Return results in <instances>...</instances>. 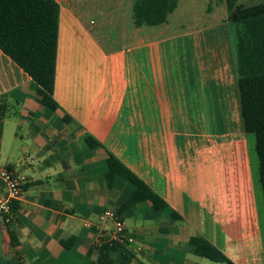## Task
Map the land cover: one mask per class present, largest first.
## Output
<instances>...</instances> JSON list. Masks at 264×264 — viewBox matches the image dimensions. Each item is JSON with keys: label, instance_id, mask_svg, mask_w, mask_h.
<instances>
[{"label": "crops", "instance_id": "crops-1", "mask_svg": "<svg viewBox=\"0 0 264 264\" xmlns=\"http://www.w3.org/2000/svg\"><path fill=\"white\" fill-rule=\"evenodd\" d=\"M55 1L57 110L0 50V166L25 179L18 209L9 221L0 216V264H99L97 234L85 224L135 190L121 177L107 187V152L167 204L155 211L146 201L122 215L138 242L127 247L131 264H218L193 254L197 239L235 264H264L257 162L225 1L208 0L205 22L192 28L170 19L180 0L154 27L137 23L139 0H116L106 21L91 16L90 0Z\"/></svg>", "mask_w": 264, "mask_h": 264}, {"label": "trees", "instance_id": "trees-1", "mask_svg": "<svg viewBox=\"0 0 264 264\" xmlns=\"http://www.w3.org/2000/svg\"><path fill=\"white\" fill-rule=\"evenodd\" d=\"M179 0H139L136 21L140 26H160L168 22ZM203 1V0H199ZM229 21L236 25L235 42L238 66V88L241 115L247 135L254 136L253 154L255 188L260 196L264 218V3L250 7L237 5V0H224ZM59 5L55 0H0V50L19 66L38 85L37 96L42 105L57 110L54 100L56 75ZM235 19H231L232 15ZM7 110L5 97H0V119ZM90 148L102 147L91 136L85 137ZM105 179L109 189L116 177L135 188L131 197L116 212L122 217L132 206L149 201L155 211L167 207L141 179L107 152ZM18 209L11 205V214ZM175 214L172 218L176 219ZM178 218V217H177ZM14 246L17 234L10 231ZM193 254L214 263L235 264L214 245L204 239L194 240ZM99 264H131L127 247L103 244L95 247ZM118 253L121 255L118 257Z\"/></svg>", "mask_w": 264, "mask_h": 264}, {"label": "built area", "instance_id": "built-area-1", "mask_svg": "<svg viewBox=\"0 0 264 264\" xmlns=\"http://www.w3.org/2000/svg\"><path fill=\"white\" fill-rule=\"evenodd\" d=\"M0 180L6 187V194L0 197V216L9 221L11 215V205L17 202L23 193L25 179L17 175L7 167L0 166ZM109 224L112 227H108ZM87 228L93 229L97 234L95 245L101 247L103 244H119L122 247L136 245L137 239L127 233L123 218L114 209H105L98 218V223L85 224ZM136 251H141V246L136 247Z\"/></svg>", "mask_w": 264, "mask_h": 264}, {"label": "rangeland", "instance_id": "rangeland-1", "mask_svg": "<svg viewBox=\"0 0 264 264\" xmlns=\"http://www.w3.org/2000/svg\"><path fill=\"white\" fill-rule=\"evenodd\" d=\"M116 0H90L91 6V16L95 18H101V20L106 21L109 13L112 11L114 7L117 6ZM218 0H213L215 5ZM264 0H237V5H241L244 7H250L254 5L263 4ZM207 1H199V0H180V8L179 10L170 17L171 20L179 18L181 22H184L185 26L192 28L198 25H201L205 22V18L203 19V13L207 10ZM229 17V12H228ZM215 20V15L211 17V21ZM212 23V22H210ZM232 32L236 29V25H231ZM154 30V29H149ZM156 32V31H155ZM126 41V40H125ZM250 144L251 147H254V136H250ZM254 155V154H253ZM256 164V162H255ZM258 196L259 193L257 194ZM259 200V197H258ZM260 202V200H259ZM222 264V263H218Z\"/></svg>", "mask_w": 264, "mask_h": 264}, {"label": "water", "instance_id": "water-1", "mask_svg": "<svg viewBox=\"0 0 264 264\" xmlns=\"http://www.w3.org/2000/svg\"><path fill=\"white\" fill-rule=\"evenodd\" d=\"M231 19H232V20L235 19V15H234V14L231 16Z\"/></svg>", "mask_w": 264, "mask_h": 264}]
</instances>
